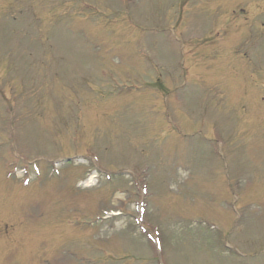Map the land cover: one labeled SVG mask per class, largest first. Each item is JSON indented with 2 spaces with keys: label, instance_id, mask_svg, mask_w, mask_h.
<instances>
[{
  "label": "rangeland",
  "instance_id": "obj_1",
  "mask_svg": "<svg viewBox=\"0 0 264 264\" xmlns=\"http://www.w3.org/2000/svg\"><path fill=\"white\" fill-rule=\"evenodd\" d=\"M0 264H264V0H0Z\"/></svg>",
  "mask_w": 264,
  "mask_h": 264
},
{
  "label": "bare ground",
  "instance_id": "obj_2",
  "mask_svg": "<svg viewBox=\"0 0 264 264\" xmlns=\"http://www.w3.org/2000/svg\"><path fill=\"white\" fill-rule=\"evenodd\" d=\"M93 178H90V179H88V180H86L85 182H84V184H85V187H88L90 184H91V180H92Z\"/></svg>",
  "mask_w": 264,
  "mask_h": 264
}]
</instances>
